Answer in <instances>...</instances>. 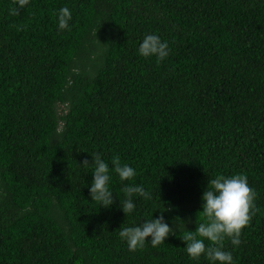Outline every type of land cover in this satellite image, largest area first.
Returning <instances> with one entry per match:
<instances>
[{
  "label": "trees",
  "instance_id": "16d2710c",
  "mask_svg": "<svg viewBox=\"0 0 264 264\" xmlns=\"http://www.w3.org/2000/svg\"><path fill=\"white\" fill-rule=\"evenodd\" d=\"M0 0V264H212L181 239L208 181L245 174L258 211L225 250L264 264V0ZM68 7L69 29L58 28ZM148 34L169 55L138 53ZM96 153L107 208L90 199ZM136 171L121 181L111 160ZM145 199L124 214L125 186ZM163 215L164 243L119 232ZM205 245L209 241L204 240ZM218 264V262H217Z\"/></svg>",
  "mask_w": 264,
  "mask_h": 264
},
{
  "label": "clouds",
  "instance_id": "9594fccd",
  "mask_svg": "<svg viewBox=\"0 0 264 264\" xmlns=\"http://www.w3.org/2000/svg\"><path fill=\"white\" fill-rule=\"evenodd\" d=\"M30 0H13L15 7L9 10L12 16H19L20 9H25ZM72 19L71 11L68 7H63L58 11V28L60 30L69 29V22ZM70 30V29H69ZM170 49L167 41H162L156 34L146 35L139 44V55L148 58L155 56L157 63L164 60L169 55ZM94 165L92 172V182L89 188L90 199L98 202L107 208L114 203L111 191L109 190V165L99 153L92 156V162L87 159L82 161V167ZM113 170L118 174L121 181L132 180L136 176V171L127 164H121L120 157L114 156L111 160ZM121 191L127 199L120 205L124 214L134 210L132 196H139L150 199V193L141 186H125ZM257 193L248 184L245 174H235L225 177L218 175L208 181L207 189L202 195V215L205 222L196 226L195 231H186L181 238L186 246L185 250L192 259H199L202 255L212 262V264H233V255L225 250L224 241L230 239L233 246H239L240 236L245 227L249 226L252 217L258 209L255 207ZM174 234V228L164 221L163 215L156 219L146 220L137 226L125 227L119 232L121 239L125 240L129 251H136L144 248L146 238L150 237V244L155 247L164 243L165 239ZM209 241L206 246L204 240Z\"/></svg>",
  "mask_w": 264,
  "mask_h": 264
}]
</instances>
